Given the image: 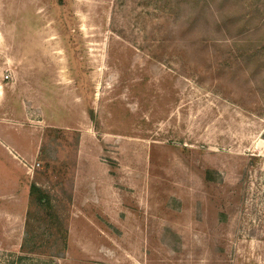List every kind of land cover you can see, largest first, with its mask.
<instances>
[{
	"label": "rangeland",
	"instance_id": "374dc122",
	"mask_svg": "<svg viewBox=\"0 0 264 264\" xmlns=\"http://www.w3.org/2000/svg\"><path fill=\"white\" fill-rule=\"evenodd\" d=\"M0 124L67 230L0 200V264H264V0H0Z\"/></svg>",
	"mask_w": 264,
	"mask_h": 264
},
{
	"label": "crops",
	"instance_id": "0c3cea01",
	"mask_svg": "<svg viewBox=\"0 0 264 264\" xmlns=\"http://www.w3.org/2000/svg\"><path fill=\"white\" fill-rule=\"evenodd\" d=\"M7 128H8L7 126L1 125L0 126V133L4 137H6L10 141V143L16 142L15 140H12V138L10 137L11 135L15 136V134H10V132L7 131ZM20 132H22V131L20 130ZM13 144H15L14 146H17L18 150L22 154H24L26 157H28V158L32 157L31 150L30 151L27 150L25 148V146H22L20 144L19 145L17 143H13ZM24 176H25V173H24ZM12 183H13V186H12ZM12 183H11V186L9 188L7 187L5 189H0V200H2V202H6V203L10 202V204H8V210H10V211L13 210L12 215L16 221V220H20L21 215H23V214L25 215L26 208H27V202H28V198H29L28 197L29 196V190H28V188H26L27 190L24 189L25 182L21 178H20L19 182L16 180H12ZM26 195H28V196H26Z\"/></svg>",
	"mask_w": 264,
	"mask_h": 264
},
{
	"label": "trees",
	"instance_id": "16d2710c",
	"mask_svg": "<svg viewBox=\"0 0 264 264\" xmlns=\"http://www.w3.org/2000/svg\"><path fill=\"white\" fill-rule=\"evenodd\" d=\"M29 206H35L46 215L49 223L58 229L61 235V248L64 249L67 245V230L62 226L56 210L51 205L48 194L42 191L36 184H31L29 189ZM21 258V257H19Z\"/></svg>",
	"mask_w": 264,
	"mask_h": 264
},
{
	"label": "built area",
	"instance_id": "2783aa9c",
	"mask_svg": "<svg viewBox=\"0 0 264 264\" xmlns=\"http://www.w3.org/2000/svg\"><path fill=\"white\" fill-rule=\"evenodd\" d=\"M28 169L33 168V165H27Z\"/></svg>",
	"mask_w": 264,
	"mask_h": 264
}]
</instances>
